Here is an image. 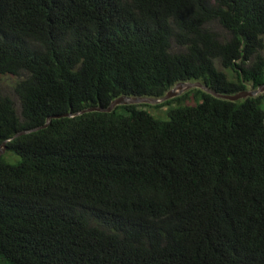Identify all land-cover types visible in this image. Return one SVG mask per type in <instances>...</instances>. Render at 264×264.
<instances>
[{
    "label": "trees",
    "instance_id": "1",
    "mask_svg": "<svg viewBox=\"0 0 264 264\" xmlns=\"http://www.w3.org/2000/svg\"><path fill=\"white\" fill-rule=\"evenodd\" d=\"M0 75V146L180 82L257 89L264 0H0ZM262 100L196 88L8 142L0 264H264Z\"/></svg>",
    "mask_w": 264,
    "mask_h": 264
},
{
    "label": "water",
    "instance_id": "2",
    "mask_svg": "<svg viewBox=\"0 0 264 264\" xmlns=\"http://www.w3.org/2000/svg\"><path fill=\"white\" fill-rule=\"evenodd\" d=\"M201 89L217 98L220 99H224V100H228V101H238L241 99H245V98H249V97H258L259 94L264 92V85L257 88V89H251L250 91L246 90L243 92H240L238 94L235 95H223V94H218L213 92L212 90L208 89L205 85H203L201 82H180L177 83L171 90H169L165 96L161 97V98H148V97H127V96H123L120 97L116 100H114L107 108H103V107H94V108H89V109H85L82 110L76 114H64V115H58V116H51L47 119V122L45 125L37 127L35 129L32 130H28V131H23L18 133L17 135H15L13 138L8 139L6 142H4L1 146H0V157L3 156L6 153V145L8 142H11L12 140L22 136V135H26V134H30L33 132H37L40 131L42 129L47 128L51 121L53 119H60V118H64V117H77V116H81L87 113H92V112H100V113H111L112 111H114L118 106L121 105H140V104H148V105H160L163 104L164 102L176 98L180 95H182L183 93L192 90V89Z\"/></svg>",
    "mask_w": 264,
    "mask_h": 264
},
{
    "label": "rangeland",
    "instance_id": "3",
    "mask_svg": "<svg viewBox=\"0 0 264 264\" xmlns=\"http://www.w3.org/2000/svg\"><path fill=\"white\" fill-rule=\"evenodd\" d=\"M212 28L214 30H216L221 36H223L225 34V32L223 30H221V28L217 24H213ZM17 80H18V78L14 77V76L0 75V95L8 96L11 99H13V101L15 102L16 108H17L18 112L20 113V105H19V102H18V100L14 94V87H15ZM251 89H253V88L251 86H249L248 91H250ZM259 96H263L262 108L264 110V92L259 94ZM188 103L192 104V103H194V100H190ZM166 109L167 108H163L160 110H154L152 108H149V111L151 113H153L154 116L158 117V116H163ZM162 118L167 119L166 116H163ZM5 155L8 157V159L12 160L13 163L16 162L13 155H8V154H5Z\"/></svg>",
    "mask_w": 264,
    "mask_h": 264
}]
</instances>
